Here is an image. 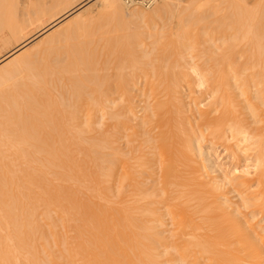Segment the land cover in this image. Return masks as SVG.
<instances>
[{
  "label": "bare ground",
  "instance_id": "bare-ground-1",
  "mask_svg": "<svg viewBox=\"0 0 264 264\" xmlns=\"http://www.w3.org/2000/svg\"><path fill=\"white\" fill-rule=\"evenodd\" d=\"M0 1L15 40L0 58V264H264V19L238 0L233 17L214 19L222 29L200 9L188 7V22L176 0L151 12L123 0ZM94 1L117 24L142 21L120 38L152 39L143 63L120 51L96 61L97 18L83 13ZM168 20L184 30L175 43L163 38ZM205 25L226 30L222 48ZM60 33L74 41L68 55L55 49Z\"/></svg>",
  "mask_w": 264,
  "mask_h": 264
},
{
  "label": "rangeland",
  "instance_id": "rangeland-1",
  "mask_svg": "<svg viewBox=\"0 0 264 264\" xmlns=\"http://www.w3.org/2000/svg\"><path fill=\"white\" fill-rule=\"evenodd\" d=\"M8 0H6L5 2H7ZM65 1V0H64ZM67 1V4L69 3V5H70V3H71V0H66ZM66 1H65V3H66ZM163 1L164 0H161L158 4H156L154 7L156 8V7H159L161 4H163ZM193 1H195V0H176V3H179L180 5H181V9H184V11H185V13H184V11H182L181 13H184V14H181V16H188V14H186V12L188 13L189 12V8H195V9H192V10H197V11H199L198 9H200V11L202 10L203 12H202V15H204V17L203 18H206L207 16L209 17H207L206 19H209L208 20V22H210V21H216V20H214V19H217V17L218 18H221L222 17V19H223V17H225L226 16V18L224 19V20H222V19H220V20H222V22H224L226 19H227V17L229 18V15L231 16V15H233V14H229V12H227L228 10H229V8H230V6L232 5L233 6V4L234 3H232V4H230L229 2H231V1H233L234 2V0H226V2H225V0H213V1H211V0H198V2L199 1H201L200 3L201 4H199V3H197L196 1H195V3H197L195 6H194V2ZM222 1V2H221ZM224 1V2H223ZM238 1H242V6H241V8H243V9H240V10H246L247 12L246 13H244L243 15L245 16V17H250V18H256V19H260V18H262V19H264V0H238ZM1 2V1H0ZM95 2H97V1H94V3ZM125 1L123 0V4H124V8L126 9L127 8V10H130V11H133L135 8H136V10L137 9H139V10H143V11H145V12H151V11H153L154 9V7H151V8H145V7H140V6H137V7H132V8H130V7H128V6H126V4L124 3ZM162 2V3H161ZM194 3L192 6L190 5L191 3ZM203 2L206 4V5H204L203 4ZM214 2V3H213ZM63 3V2H62ZM61 3V4H62ZM212 3V4H211ZM226 3H228V4H226ZM1 4H5L4 2H2ZM67 4H65V5H67ZM72 4V3H71ZM93 6H92V5ZM215 4V5H214ZM230 4V5H229ZM6 7H8V4L6 3ZM63 5V4H62ZM89 5H91L92 7H89L88 6V8L85 10V11H83V13H84V18H89V16H96V18H97V20H96V23H95V27H96V25H97V27H96V29L95 30H93V32H95L96 33V35H95V37H96V39H102L101 37H105V36H107V35H109L110 37L111 36H113V37H115V35H116V39H117V41H122V36L124 37V35L123 34H125V33H127L125 30H127L126 29V27H130L131 25V28L130 29H133V25H139V23H142V21H138V19L134 22L135 24H132L133 23V21H132V23H130L131 25H124V26H126L125 27V30H124V26H122V24H117L115 21H113V19L112 18H108L107 16H106V14H101V15H103L104 17L102 18V17H100L101 15H99V11H101L102 9L100 8L101 6H99V3L97 2V3H95V5L93 4V3H90ZM159 5V6H158ZM200 5V6H199ZM202 5V6H201ZM210 5V6H209ZM196 6H199V7H197L196 8ZM2 7H5V6H0V8L2 9ZM5 7V8H6ZM11 7V5H9V8ZM189 7V8H188ZM208 7V8H207ZM210 7V8H209ZM235 7H236V5H235ZM239 7V6H238ZM238 7L236 8V9H238ZM5 8H3L4 10H6ZM186 8V9H185ZM188 8V9H187ZM207 8V9H206ZM211 8H213L214 10H216V8L218 9V10H220L218 13H216V15H214V10H213V12H212V10H211ZM0 10V14H1V18H0V20L1 19H3L4 17H7L6 16V14H7V12H6V14H5V16L3 17V15H4V10ZM11 9H12V7H11ZM152 9V10H151ZM203 9H205V10H207L206 12L203 10ZM232 9V11H233V8H231ZM10 10V9H9ZM188 10V11H187ZM191 10V9H190ZM208 10H210L209 12H210V14L208 13ZM223 10V11H222ZM197 11H191L192 13H194V15L197 13ZM199 11V12H200ZM238 11V10H237ZM3 12V13H2ZM190 12V13H191ZM234 12V11H233ZM9 13V12H8ZM189 13V15H190V17L191 16H193V15H191ZM205 13V14H204ZM236 13L237 12H235V17L237 16L236 15ZM239 13V12H238ZM241 13V15H242V12H240ZM11 14H13V13H11ZM98 14V15H97ZM113 14V13H112ZM201 14V13H200ZM199 13H197L196 14V16H198L199 18L201 17V15H200ZM209 14V15H208ZM227 14H228V16H227ZM200 15V16H199ZM207 15V16H206ZM196 16H193V18H194V20L197 18ZM217 16V17H216ZM243 16V17H244ZM10 17H12V16H10ZM9 16L7 17V18H10ZM14 17V16H13ZM111 17V16H110ZM116 17V16H115ZM115 17H114V14H113V18L115 19ZM119 17V16H118ZM201 17V18H202ZM231 17H233V16H231ZM239 17H241V16H239ZM98 18H100L99 20H98ZM183 18V17H182ZM182 18H180V16H179V18H177V19H181V22H182ZM185 18H187V21H188V18H189V16L188 17H185ZM185 18H184V21H185ZM193 18H191V19H193ZM11 19V18H10ZM112 21H111V20ZM118 19H120V18H118ZM205 19V20H206ZM261 19V20H262ZM4 20V19H3ZM9 20V19H8ZM16 20H19V19H15V21ZM116 20V19H115ZM133 20H135V19H133ZM190 20V19H189ZM15 21L13 20V22L15 23ZM20 22H23L22 20H19ZM19 21H17L18 23L17 24H19L20 22ZM122 21V20H121ZM129 21H131V20H129ZM128 20L126 21L127 22V24H129L128 22H129ZM196 21V20H195ZM195 21L194 22H192V20H190V23L192 22L193 24L195 23ZM219 21V20H218ZM218 21H216V25H219L220 26V24H218V23H220V22H218ZM1 22V21H0ZM13 22L11 23V24H13ZM125 22V23H126ZM139 22V23H138ZM168 22V24H166ZM170 22V20H168V21H166V25L168 26H166L165 28V30H164V32H162V33H164L165 34V36L167 35V33H168V35L166 36V37H163V38H165L164 40H167L166 38H168V36H169V39H168V41H167V43L169 42V43H171V41L173 40L174 41V43H175V41L176 40H178L176 37L174 38V35L172 36V34L174 33V34H178L179 32H181L180 31V26L178 27V29H176V27H175V23H174V25H173V23H172V25H171V23H169ZM186 22V21H185ZM189 22V21H188ZM221 22V23H222ZM3 23V25H0V58L2 57V55H6L14 46H15V43H14V39L12 38H10V34H9V30L7 29V28H5L4 29V24L6 23V24H8V22H5V20L2 22ZM2 23H0V24H2ZM72 23V22H71ZM137 23V24H136ZM187 23V22H186ZM185 23V24H186ZM189 23V24H190ZM191 23V24H192ZM197 23V22H196ZM206 23V22H205ZM213 23V25H214V22H212ZM10 24V25H11ZM124 24V23H123ZM184 24V26H189L188 25V23L185 25ZM190 24V25H191ZM192 24V25H193ZM120 25H121V27H120ZM164 24L162 23L161 24V26H163ZM197 25H200V24H197ZM203 25V24H202ZM207 25H209V23L207 24ZM212 25V26H213ZM216 25H214V26H216ZM226 24H224V26H225ZM2 26V27H1ZM12 26V25H11ZM173 26V27H172ZM222 26H223V23H222ZM5 27H7V26H5ZM8 27H10L9 25H8ZM22 27H23V24H22ZM122 27H123V29H122ZM160 27V26H159ZM196 27V25L194 26V28ZM203 27H204V25H203ZM205 27H206V25H205ZM209 27H211V26H209ZM209 27L207 28L206 27V29H207V31H204V30H206V29H204V30H200V31H204V32H208L207 34L208 35H210L211 34V37H212V39H215V41H216V39H217V42L218 43H216V46L215 45H213L212 43H210L211 45H210V47L212 46V47H217V45L218 46H222L223 47V42L222 41H224V40H220V39H224V35H222V34H219V33H217L220 29H215L214 30V28L212 29V28H210L209 29ZM1 28H3V29H1ZM135 28H137V26L135 27ZM199 28H201V25H200V27L198 26L197 28H195V30H196V32H197V30L199 29ZM220 28H221V26H220ZM162 29V31H163V28H161ZM202 29V28H201ZM222 29V28H221ZM59 30V29H58ZM124 31V33L122 32V31ZM129 30V29H128ZM127 30V31H128ZM176 30H179V32L178 31H176ZM225 30V29H224ZM219 31V32H224L225 33V31ZM254 30V31H253ZM252 31L253 32H255V31H259V30H256V29H253ZM134 31H135V29H134ZM159 30H157V31H155V32H158ZM216 31V32H215ZM230 31V30H229ZM233 31V30H232ZM232 31H230L231 33H234V32H232ZM111 32V33H110ZM137 32V31H136ZM135 32V33H136ZM184 32V30L182 29V32L181 33H183ZM195 32V33H196ZM204 32L203 33H200V35H202L203 34V38H204ZM123 33V34H122ZM159 33H161V32H159ZM180 33V34H181ZM195 33H193V34H195ZM198 33V32H197ZM196 33V34H197ZM210 33V34H209ZM65 33H60V35L57 37V38H60V41H59V44H56L55 43V45H57L56 46V48H55V46H53V49H50L52 52H53V56H55L54 54H56V56H57V52L58 51H60V53H62V52H64V54L66 55L68 52L70 53V49H71V52L73 51V46L72 45H74V41L73 42H71V41H68L69 39L68 38H65V35H64ZM113 34V35H112ZM121 34H122V36H121ZM164 34H162V35H164ZM170 34H171V36H170ZM179 34V35H180ZM126 35V34H125ZM198 35H199V33H198ZM215 35V36H214ZM63 36V37H62ZM109 36H107V37H105V38H107L108 39V37ZM120 38H118V37ZM195 36H197V35H195ZM213 36L215 37V38H213ZM219 36V39L217 38ZM100 37V38H99ZM193 37H194V35H193ZM192 37V38H193ZM197 37H201V36H197ZM223 37V38H222ZM63 38V39H62ZM112 38V37H111ZM161 38V40L163 39L162 37H160ZM202 38V39H203ZM208 38H209V36H208ZM68 39V40H67ZM176 39V40H175ZM201 39V38H200ZM205 39H207V38H205ZM11 40V41H10ZM13 40V41H12ZM64 40V41H63ZM71 40V39H70ZM80 40L83 42L84 41V39L83 38H80ZM97 40V51H100L101 49H102V51H100V52H98V57H96L95 59H96V61L98 62V60L100 59L99 57H101V59H100V61H99V63L100 64H103V65H111L110 63H107L106 64V60H107V62H108V60H109V62H110V60L113 58V60L115 61H118V58L120 57V55H121V57L119 58L120 59V62H124L125 64H135V62L136 61H134L133 60V58H134V56H135V60H137V59H139V61H137L136 63L139 65L140 63H143V61L142 60H140V59H142L141 57H143V56H145L146 57V55H148V52L149 53H151V48L153 47V49H154V45L152 44V39H150L149 37H148V35H144V36H142L141 38L139 37V38H133L132 40H131V38H130V41H129V39L126 41V44H125V42L124 41H122L121 43H118V42H114L113 40V38L111 39L112 41V46H111V42H110V44L108 43V41H106L107 42V44L108 45H104V44H106L105 43V40L104 41H98ZM125 40V39H124ZM164 40H163V43H164ZM9 41V42H8ZM66 41H68L69 43H70V45H69V43L68 42H66ZM172 41V42H173ZM180 41H181V39H180ZM66 42V43H65ZM100 42H101V44H103V46H105L104 48H102V45L100 44ZM124 42V43H123ZM161 42V41H160ZM166 42V41H165ZM11 43V44H10ZM14 43V44H13ZM45 43H47V42H44V43H41L42 45H40V47H38V50H41V52H39L38 50H37V52H36V54L38 53L39 55H42V58L44 57H46V56H48V55H45V56H43L44 54H43V48H45L46 49V46H47V44L48 43H50V42H48L47 44H45ZM72 43V44H71ZM114 43V44H113ZM116 43V44H115ZM163 43H161V44H163ZM167 43H165L166 44V49H167V53H168V55H171L172 56V54H173V51L175 50V48L176 47H174V48H172L173 50H171V47L174 45V43L173 44H171V45H167ZM168 43V44H169ZM191 43H194V45H197V44H195V40H194V42H193V40L190 42V45H191ZM13 44V45H12ZM44 44V45H43ZM100 44V45H99ZM119 44V45H118ZM124 44V46H122ZM246 44V43H245ZM50 45H51V43H50ZM113 45H115V46H113ZM118 45V46H117ZM127 45V47L125 48V46ZM194 45H191V46H193V47H196L197 48V46H194ZM244 44H242L241 45V48H242V46H243ZM11 46V47H10ZM68 46V47H67ZM101 46V47H100ZM144 46V47H143ZM175 46V45H174ZM208 46V45H207ZM220 46V47H221ZM108 47V48H107ZM111 47H113V48H111ZM162 46H160V48L158 49L159 51L162 49V48H164V47H162ZM168 47V48H167ZM221 47V48H222ZM245 47V46H244ZM247 47V46H246ZM52 48V47H51ZM54 48L57 50L58 49V51L57 52H55V50H54ZM60 48V49H59ZM179 48V47H178ZM200 47H198V49H199ZM251 48H255V46L253 47V46H251L250 47V49ZM48 46H47V51H48ZM69 49V50H68ZM100 49V50H99ZM106 49V50H105ZM107 49H108V51H107ZM115 51H114V50ZM119 49V50H118ZM121 49V50H120ZM152 49V50H153ZM157 49V48H156ZM155 49V50H156ZM180 49V48H179ZM246 49V48H245ZM64 50H66L67 51V53H65L66 51H64ZM104 50V51H103ZM111 50H113V52H115V53H113V52H109V51H111ZM124 50V51H123ZM127 50V51H126ZM136 51L135 52V55H134V53L132 52V51ZM148 50V51H147ZM171 50V51H170ZM178 50V49H177ZM47 51H44V53L45 54H49ZM62 51V52H61ZM118 51H120L119 52V54H118ZM123 51V52H122ZM128 51H130V52H132V54L130 53V52H128ZM157 51V50H156ZM156 51H155V53L152 51V53H154V57L153 58H155L156 59V57H159L160 55V53H161V56L163 55V53H162V51L161 52H157L158 53V56H156L157 55V53H156ZM176 51V50H175ZM193 51V50H192ZM50 52V51H49ZM127 52L129 53V54H127ZM147 52V53H146ZM6 53V54H5ZM51 53V52H50ZM59 53V52H58ZM68 53V54H69ZM102 53V54H101ZM67 54V55H68ZM111 54V55H110ZM114 54L116 55V54H118L116 57L114 56ZM127 54V55H126ZM146 54V55H145ZM60 55V54H59ZM102 55V56H101ZM106 55V56H105ZM110 55V56H109ZM113 55V56H112ZM126 55V56H125ZM174 55V54H173ZM193 55L195 56L196 55V51H193ZM49 56L51 57V55L49 54ZM48 56V57H49ZM64 56V55H63ZM103 56H104V58H103ZM128 56V57H127ZM137 56V57H136ZM141 56V57H140ZM164 56V55H163ZM166 56V55H165ZM164 56V57H165ZM47 57V58H48ZM65 57V56H64ZM111 57V58H110ZM43 58V59H44ZM97 58H98V60H97ZM110 58V59H109ZM115 58V59H114ZM117 58V59H116ZM122 59V60H121ZM123 59H126V60H124L123 61ZM128 59V60H127ZM191 58H188L187 60H188V62H189V64H191V63H195V64H197V63H199V61L197 62V61H191L190 60ZM42 60V59H41ZM46 60V59H45ZM112 60V62L111 63H113L114 61ZM239 61V63H243L244 64V62H245V59L243 58H241V59H239L238 60ZM115 63V62H114ZM192 65V64H191ZM22 79V77H19V76H17L16 77V79H14V81L15 82H17L18 81V83L20 82L18 79ZM20 79V80H21ZM184 95H185V97L187 98V96H188V91H187V89L184 91ZM188 102V101H187ZM207 145H205V144H203L201 147H202V153H204V151L206 150V151H208V149H209V147H210V145H208L207 147H206ZM215 149V148H214ZM205 151V152H206ZM217 153H219L218 155H220L221 154V159H220V162L222 163V164H225L226 166L227 165H229L228 164V160L225 158V153H224V151H223V149L222 148H220V149H217ZM224 154V155H223ZM232 168V167H231ZM218 176V175H217ZM171 227V228H170ZM169 230L170 229H172V226H169V228H168ZM167 229V230H168Z\"/></svg>",
  "mask_w": 264,
  "mask_h": 264
},
{
  "label": "built area",
  "instance_id": "built-area-1",
  "mask_svg": "<svg viewBox=\"0 0 264 264\" xmlns=\"http://www.w3.org/2000/svg\"><path fill=\"white\" fill-rule=\"evenodd\" d=\"M126 6L132 8V7H145V8H151L154 7L156 4H158L161 0H124Z\"/></svg>",
  "mask_w": 264,
  "mask_h": 264
}]
</instances>
